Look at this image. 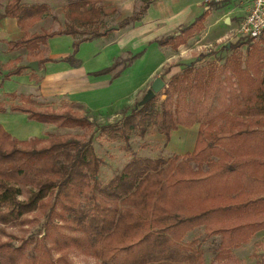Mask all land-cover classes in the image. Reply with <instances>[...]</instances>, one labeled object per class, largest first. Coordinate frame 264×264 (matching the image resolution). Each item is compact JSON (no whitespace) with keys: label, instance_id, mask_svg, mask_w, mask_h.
Returning <instances> with one entry per match:
<instances>
[{"label":"trees","instance_id":"trees-1","mask_svg":"<svg viewBox=\"0 0 264 264\" xmlns=\"http://www.w3.org/2000/svg\"><path fill=\"white\" fill-rule=\"evenodd\" d=\"M149 2L142 0L117 28L139 21ZM48 11L47 4L6 0L0 18H16L24 31L6 42L7 50L22 48L29 60L0 64L3 80L20 75L33 60L39 67L50 60L45 48L53 36L74 37L72 53L59 60L78 66L80 43L113 30L100 22V6L73 1L64 10V28L30 34L28 27ZM205 16L159 44L176 49L186 43L200 32ZM229 47L233 52L220 64L190 62L169 79L164 98L136 102L116 126L101 128L131 150L132 134L144 137L154 127L165 146L172 131L198 124L193 150L156 158L133 155L106 182L98 178L97 127L81 104L70 102L57 111L30 95L7 93L25 105L0 103V112H23L30 120L83 132L17 139L0 125V231L44 218L33 250L25 253L36 236L20 235L18 246L11 237L0 241V264H82L71 253L96 264H207L206 243L209 264H240L232 250L264 230V34L257 41L236 38ZM197 229L201 235L187 240Z\"/></svg>","mask_w":264,"mask_h":264},{"label":"crops","instance_id":"crops-1","mask_svg":"<svg viewBox=\"0 0 264 264\" xmlns=\"http://www.w3.org/2000/svg\"><path fill=\"white\" fill-rule=\"evenodd\" d=\"M73 1L100 6L104 14L100 22L111 27L132 15L142 3V0H22L26 6L47 4L49 7L48 13L30 25L27 31L33 34L64 28V10ZM5 4L6 0H0V12ZM238 10L231 3L215 4L205 0H150L139 21L113 28L104 36L80 43L75 54V58L80 60L78 66L59 60L72 53L74 37L62 34L49 38L45 55L50 60L40 67L38 65L37 71L26 68L20 75H12L5 80L0 74V95L14 92L17 95H30L33 99L62 98L68 103H79L90 112L102 116L115 111L128 112L139 101L136 100L137 95L144 90L146 92L155 77H161L167 85L173 75L185 69L195 46L206 43L208 39H203L206 35H214L221 30V26L216 27L217 24L230 29L236 27L240 19ZM204 12L206 16L202 29L188 38L186 43L176 49L159 44V40L174 35ZM53 25L58 26L53 28ZM23 34L16 18H0V64L16 57H20V64L28 62L24 49L7 50L6 42L19 39ZM200 35L203 37L198 40ZM117 60L119 62L115 66ZM0 125L17 139L42 138L45 134L44 124L28 119L23 112H0ZM188 129L197 135L198 124L178 127L171 132L165 146L176 141L175 150H170L171 153L184 154L193 150V139L189 142L182 134L183 130ZM260 244H264V230L256 232L248 242L234 248L233 255L241 264H247L242 252L247 246L255 245L258 248Z\"/></svg>","mask_w":264,"mask_h":264},{"label":"rangeland","instance_id":"rangeland-1","mask_svg":"<svg viewBox=\"0 0 264 264\" xmlns=\"http://www.w3.org/2000/svg\"><path fill=\"white\" fill-rule=\"evenodd\" d=\"M60 24V23H57ZM58 25H53V28H56ZM103 26H106V24ZM221 26V30L216 32L214 35H206L203 39H208V41L204 44H199L200 46H195V49L193 50V55L190 58V62L197 61V59H200L201 62L199 65H209V64H215L218 65L221 63V61L224 60L225 57L229 56L233 49L229 47V43H233L236 40V37L233 36L235 27H226L222 25L221 23L217 24L216 27ZM209 36V37H208ZM203 37V36H202ZM201 35L198 36V40L202 38ZM247 39V38H243ZM259 38L254 39V41H257ZM248 40V39H247ZM196 42V41H194ZM193 42L192 45L195 43ZM197 47V48H196ZM245 46L241 47L239 51H243ZM202 58V59H201ZM29 71H33V69L29 68ZM37 71V69H36ZM165 88L162 89L159 93L156 95L164 98L163 94ZM145 93V90L137 95L136 100H140L143 97V94ZM36 102H39L42 105H48L52 107L53 109L60 111L62 110L67 104V101H64L62 98H56L53 100H42L35 98ZM0 103L8 107L9 105L13 103H19L22 105H25V103L22 102V100L17 98H11L7 94L0 95ZM86 114L90 117V119L93 121V123L96 125L97 130L93 137V146L95 149V152L97 156L102 160V164L100 166V171L98 174V178L101 182H106L111 177H113L120 168L129 160V158L133 155L140 156V157H166L171 154L170 150H175L174 146L176 141L171 142L167 147L164 146V135L157 132L154 127H151L144 137H139L136 134H132L130 137L129 144L131 145V150L125 149V144L121 140H110L107 137V132L101 128L109 129L108 127L116 126L119 121L122 119L125 111H115V112H109L105 115H100L96 112H90L87 108L83 107ZM87 110V111H86ZM81 113H84L81 110ZM44 136L47 135V133H53V134H80L83 132V129L75 128V129H63L55 126L54 124H44ZM184 134L188 141L194 143L195 142V136L196 132H193V130L188 129L187 131L182 132ZM175 135V134H174ZM192 138V139H191ZM26 229V231H25ZM44 229V218L43 217H37L33 221L32 224H29V226H25L24 228H21L19 225H9L5 226L6 232L0 231V241H4L8 238L11 239V243L13 246H18L22 243V240L19 238L20 235H24V239L28 240L30 236H36L34 241L28 242V248L25 253H27L30 250H33L35 246H38L39 243V237L43 234ZM202 233V230L197 229L194 232H191L189 236L186 238L187 240H190L193 236H200ZM248 242V241H247ZM206 249H205V258L207 264H209L211 258H212V252L207 250V247L209 246L208 243H206ZM233 254V251H232ZM56 255V254H55ZM244 255V259L246 260L247 264H264V244H260V247H255V245H252V247L247 246V248L242 252V256ZM72 259L74 261H79L82 264H96L97 262L92 258H86L83 255L77 254V253H71ZM240 261V260H239ZM241 264V263H240Z\"/></svg>","mask_w":264,"mask_h":264},{"label":"built area","instance_id":"built-area-1","mask_svg":"<svg viewBox=\"0 0 264 264\" xmlns=\"http://www.w3.org/2000/svg\"><path fill=\"white\" fill-rule=\"evenodd\" d=\"M215 4H234L240 14L233 36L256 39L264 34V0H205Z\"/></svg>","mask_w":264,"mask_h":264},{"label":"water","instance_id":"water-1","mask_svg":"<svg viewBox=\"0 0 264 264\" xmlns=\"http://www.w3.org/2000/svg\"><path fill=\"white\" fill-rule=\"evenodd\" d=\"M112 28H117V26H113ZM28 67L36 70L38 69V61L33 60L31 62L28 63ZM166 86L165 81L157 76L155 77L151 84L149 85L148 89L146 90V92L144 93L143 97L138 101L139 105L144 104L145 102H148L150 99H152L157 93H159L162 89H164Z\"/></svg>","mask_w":264,"mask_h":264}]
</instances>
